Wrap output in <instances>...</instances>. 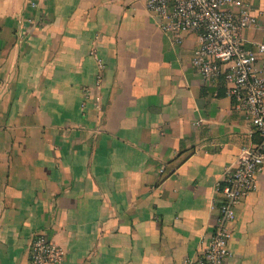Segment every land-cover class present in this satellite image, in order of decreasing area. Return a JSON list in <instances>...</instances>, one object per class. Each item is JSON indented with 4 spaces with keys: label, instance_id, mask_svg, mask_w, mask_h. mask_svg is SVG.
<instances>
[{
    "label": "crops",
    "instance_id": "obj_1",
    "mask_svg": "<svg viewBox=\"0 0 264 264\" xmlns=\"http://www.w3.org/2000/svg\"><path fill=\"white\" fill-rule=\"evenodd\" d=\"M241 4L252 48L264 0ZM144 5L0 0V264H28L37 233L62 264H201L217 186L253 129L223 82L191 69L198 33L165 31ZM255 185L226 264H264V164Z\"/></svg>",
    "mask_w": 264,
    "mask_h": 264
},
{
    "label": "built area",
    "instance_id": "obj_2",
    "mask_svg": "<svg viewBox=\"0 0 264 264\" xmlns=\"http://www.w3.org/2000/svg\"><path fill=\"white\" fill-rule=\"evenodd\" d=\"M239 0H145V10L166 23L167 31L192 32L199 43L189 58L190 67L207 82L222 78L225 94L233 106L250 116L257 141L242 148L236 164L226 169L216 192L217 219L201 252V264H226L231 237L229 226L235 219V208L256 187L255 180L264 164V69L255 67V56L264 55V42L252 48L243 46L240 33L255 24V18ZM96 67L93 89L98 90L104 68L91 52ZM87 89L83 90L84 97ZM43 233L35 234L28 245V264H62L63 253Z\"/></svg>",
    "mask_w": 264,
    "mask_h": 264
},
{
    "label": "trees",
    "instance_id": "obj_3",
    "mask_svg": "<svg viewBox=\"0 0 264 264\" xmlns=\"http://www.w3.org/2000/svg\"><path fill=\"white\" fill-rule=\"evenodd\" d=\"M222 78H219V80H218V82H217V84H222ZM252 137H253V142H256L257 141V136L255 135V133L254 132H252Z\"/></svg>",
    "mask_w": 264,
    "mask_h": 264
}]
</instances>
